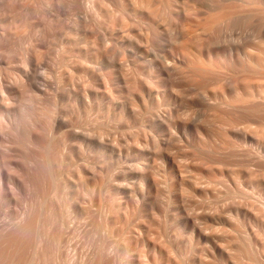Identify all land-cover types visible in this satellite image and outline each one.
<instances>
[{"label":"bare ground","instance_id":"bare-ground-1","mask_svg":"<svg viewBox=\"0 0 264 264\" xmlns=\"http://www.w3.org/2000/svg\"><path fill=\"white\" fill-rule=\"evenodd\" d=\"M150 3L0 0V264H114L116 225L123 233L135 212L122 201L131 178L117 120L127 115L134 88V21H154L159 11ZM237 36L223 43L234 59L247 47ZM163 53L174 69L188 60L171 45ZM246 56L261 66L258 55ZM175 124L168 123V136ZM180 174L170 187L185 191ZM194 214L185 220L205 216Z\"/></svg>","mask_w":264,"mask_h":264},{"label":"rangeland","instance_id":"rangeland-1","mask_svg":"<svg viewBox=\"0 0 264 264\" xmlns=\"http://www.w3.org/2000/svg\"><path fill=\"white\" fill-rule=\"evenodd\" d=\"M149 1L159 11L154 21H134V88L117 120L131 178L122 201L135 212L123 233L116 225L114 264H264V0ZM233 32L247 44L235 59L224 46ZM168 45L188 58L177 69L164 64ZM168 123L179 125L172 136ZM179 174L189 182L182 192L170 187ZM191 212L205 216L186 221Z\"/></svg>","mask_w":264,"mask_h":264}]
</instances>
